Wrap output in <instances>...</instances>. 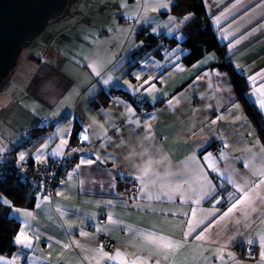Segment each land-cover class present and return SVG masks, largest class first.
<instances>
[{"label": "crops", "instance_id": "obj_1", "mask_svg": "<svg viewBox=\"0 0 264 264\" xmlns=\"http://www.w3.org/2000/svg\"><path fill=\"white\" fill-rule=\"evenodd\" d=\"M88 1L87 5L84 3V7L78 2L75 3L76 13L71 21L74 25L69 27L66 24L63 28V31L67 32L68 26L70 33L60 34L58 43L52 45L51 49L42 55L41 62L36 66L22 92L9 90L8 96L0 101V146L7 149L6 153L11 151L15 157L18 151L36 154L37 149L47 142L48 147L41 155V161H44L46 156L49 157L47 160L57 159L58 157L50 156L51 151L60 144L61 138L67 139V146L71 147L69 140L77 120L81 123L82 133L88 129L91 141L78 148H71L77 151H71L74 161L71 162L66 178L55 187L53 196L48 201H40L43 205L41 209H35L37 200H34L31 207H18L34 213L30 224L32 231L39 234V239L35 241V252L29 255H34L39 264H82L79 254H70V250L63 249L62 245L69 242V235L87 244H96L95 238L100 233H97L93 224L107 225L108 213H112L119 222V225H107V230L101 233L114 241L113 251L131 242L132 234L124 230V225H131L134 229L140 230L163 231L180 237L188 219L180 213L188 210L191 204H182L178 200L168 202L138 198L142 207L133 208L131 207L133 201L128 198L136 194L128 196L124 187L119 184V178L115 181L114 188L109 187V173L121 171L135 174L130 163L124 159L129 154V149L125 145H120V141L124 140L132 147H137L136 131L139 129L133 130L132 125L124 122L127 112L124 102L129 101L112 96L106 105L98 108H93L90 104L101 90L128 91L126 88L113 87L117 78L121 82L126 79L139 86V82L133 77L141 63L155 62L156 67L145 69L143 75L147 76L149 72L158 75L163 71L164 80L162 83L159 80L153 81L159 91L153 93L156 97L154 102H151L150 97L147 99L149 107L137 110L131 104L136 114L134 118H139L145 127L151 125L156 143L173 164H179L193 155L197 159H202L209 152L216 156L219 155V151L228 152L231 156L241 155L239 151L224 149V142L231 145L242 141L243 144L252 147L249 143L252 141L256 146L254 151L264 148L256 127L247 116L243 105L237 100L228 73L211 66L217 59L214 52H208L193 64L186 65L182 61L186 50L180 46L182 51L178 53L180 60L177 62L179 69L171 67L167 59H157L154 56H147L134 64L132 53L140 45L136 40L135 30L147 25L136 23L143 14L140 4L135 0ZM173 4L174 0H170V8L166 13L161 11L159 14L149 15L155 19L153 27L159 26L156 34L163 33L174 38L181 36L183 39L181 28L189 21H185L184 17L192 18V15L190 13L182 16L172 15L170 10ZM203 4L213 31L221 42H226L230 53L229 60L245 77L250 95L259 110L256 89L264 83V77L259 75L264 73V0H203ZM118 14L127 21H119ZM169 17L174 19L169 20ZM164 25L173 28L172 35L168 34ZM230 44L234 47L230 48ZM176 47L177 45L171 49ZM171 49L163 57L172 56ZM95 60L118 63V69L111 73L114 77L112 84L103 86L95 83L89 69L84 66L85 63ZM172 60H175L174 56ZM161 65L167 67L168 71H164ZM108 66L111 67L110 64ZM125 72L126 76L123 75ZM205 72L210 74L196 81V77H203ZM250 77H256L254 83ZM174 96L181 98L180 103L170 108L167 101ZM233 103L239 105V108L230 112L229 108ZM149 114L154 118L146 120L145 117ZM261 114L264 117V113ZM217 116H223L224 119L211 124L210 121ZM236 116L241 119L234 123ZM38 125L49 126V129L38 135L31 133V129ZM116 128L120 129L119 133L115 131ZM94 131L101 135L100 139L93 135ZM248 132H251L250 136L246 135ZM221 136L224 138L223 141ZM108 138H111V144L107 143ZM102 144L105 147L101 148ZM67 146L62 149L65 155L68 151ZM92 153L102 158L106 153H111L114 159L91 166L82 165L76 170L80 159H87ZM60 190L64 191V197L56 195ZM120 198L127 199L128 206H121ZM108 201L113 202L111 207L107 206ZM216 207L221 211L226 209L220 205ZM57 208L68 210L70 215L61 217L56 212ZM202 208L211 210L212 202L203 203ZM9 214L19 220L18 228L22 226L19 214L15 212ZM100 216L104 217L103 223L97 221ZM80 230L87 232L89 236L80 237L78 235ZM232 231L233 224L227 220L214 228V232L221 234V241ZM261 231H264V224L257 223L243 236L237 235L228 246V251L233 254L234 259H229L226 255V264H264L260 261L261 248L257 235ZM248 238L257 240L252 245L254 253L250 257L240 256L237 254L238 246L246 243ZM47 244H51V248L46 247ZM19 251V246L15 245L9 256H0L10 259ZM204 255L208 256L210 253L205 252ZM18 264H27V261L21 258ZM211 264H220V261L212 257Z\"/></svg>", "mask_w": 264, "mask_h": 264}, {"label": "snow or ice", "instance_id": "obj_2", "mask_svg": "<svg viewBox=\"0 0 264 264\" xmlns=\"http://www.w3.org/2000/svg\"><path fill=\"white\" fill-rule=\"evenodd\" d=\"M135 2L140 4L143 9V14L136 20V23L147 24L151 30L150 34H156L159 26L153 27L155 19L149 13L159 14L161 11L166 13L170 8V0H135ZM172 19L174 18L169 17V20ZM190 19L191 16L184 17L185 21ZM163 27L167 28L169 35L173 34L172 27L167 25ZM180 39H182L181 36L175 38L176 41ZM236 43H239V41H236ZM141 46L142 42L137 47ZM229 47H234V45L230 44ZM181 51L182 49L177 43V47L171 49L175 60H172V56L162 57V59H167L171 67L179 69L177 62L180 60L178 53ZM109 64L111 67L108 66ZM84 66L89 69L95 83L103 86L112 84L114 77L111 73L118 69V63L100 60L85 63ZM149 67L155 68V62L145 61L141 63L140 68L134 74L133 78L139 82V86L130 83L126 79L121 82L117 78L113 87L126 88L130 94L140 95L144 100L150 97L151 102H154L156 97L153 93L158 92L159 89L153 81L159 80L162 83L164 74L163 71L158 75L149 72L147 76H144V70ZM160 67L164 71H168L167 67L163 65ZM209 74L205 72L203 77H196V81L206 78ZM123 75L126 76L127 72ZM259 75L264 77V73ZM249 79L254 83L256 77H250ZM89 87L91 88L92 85L90 84ZM217 90H219V87ZM256 94V103L259 110L264 113V83H261L260 87L256 89ZM180 99L174 96L167 101V104L170 108H174L175 105L180 103ZM139 102H143V100ZM124 103L127 108L124 122L132 125L133 130L139 129V131H136L137 147H132L124 140L120 141V145H125L129 149V154L124 159L130 163L135 174L121 171L114 174L109 173V187H115L117 178L131 180L136 196L128 199L133 201L131 205L133 208L142 207L138 202V198L147 199L148 201L166 200L174 202L178 200L182 204L189 203L192 206L185 212L180 213L188 219L179 238L163 231L140 230L134 229L131 225H124V230L132 234L131 242L125 246L115 248L114 251H105L103 243L90 245L79 239H74L71 235H69V242L62 245V248L70 250V254H79L82 264H211L212 257L219 260L220 264H226V255L229 259H234L233 254L228 251V246L237 238V235L243 236L246 232L252 230L257 223L264 224V148H258L254 151L256 146L252 141H249L252 147L243 144L242 141H237L231 145L224 142V149L239 151L241 155L231 156L228 152L219 151V155L216 156L209 152L202 159H197L193 155L179 164H173L156 143V138L151 132V125L145 127L139 118H134L136 114L131 103ZM238 108L239 105L233 103L229 111L234 112ZM153 118L151 114L145 117L146 120ZM223 119V116H217L210 123L216 124ZM240 119L239 116H236L233 122L235 123ZM57 131L59 132V129ZM115 131L119 133L120 129L116 128ZM141 132H143V135H141ZM93 135H97V133L94 131ZM246 135L250 136L251 132L246 133ZM100 138L101 135H97V139ZM79 139L81 144L91 143L88 129L81 133ZM221 140H224L222 136ZM67 143V139L61 138L60 144L51 151L50 156L58 158L64 156L65 153L62 149L67 146ZM107 143H112L111 138H108ZM47 147L48 143L45 142L41 148L37 149L36 154L21 151L13 158L12 164L19 170H24V165L29 160L35 164L46 163L49 157L46 156L45 160L41 161V155ZM103 147L105 145L102 144L101 148ZM6 151L5 147L0 146V159L5 160V162H7ZM71 151L75 152L77 150L72 149ZM109 159H114L111 153H106L103 158L92 153L89 158L80 159V162L76 165V170H79L82 165L91 166L97 163H106ZM224 161L227 162L223 163ZM222 163L223 166H221ZM237 164H239V167H237ZM80 183L83 184V181ZM218 192L222 194L217 195ZM56 195L64 197L65 193L60 190ZM36 199L35 209H41L43 205L40 201H48L50 197L44 194ZM225 199H227L228 204L226 209L221 211L216 205H220ZM208 201L212 202L211 210L202 208V204ZM119 203L121 206H128L127 199L120 198ZM112 205V201L107 202V206L111 207ZM0 207L4 208L5 214L15 212L22 218V226L18 228L13 238V244L19 246L20 251L10 259L0 256V264H18L21 258H24L27 264H39L34 255H29V253L35 252V241L39 239V234L32 231L30 224L34 215L33 211L15 207L12 201L4 198L3 195H0ZM149 210L152 209L149 208ZM56 212L61 217L70 215L66 209L57 208ZM172 215H176V213H172ZM225 220L233 224V231L224 236L223 241H221V234L214 232V228ZM107 225H119L112 213L107 214ZM107 225L93 224L97 233L106 231ZM78 235L83 238L89 236L83 230H80ZM257 235L261 248L260 261L264 262V231L259 232ZM256 242V238L246 240L248 246ZM209 245H215L216 247L210 248ZM46 247L51 248V244H47ZM205 252H209L210 255L205 256Z\"/></svg>", "mask_w": 264, "mask_h": 264}, {"label": "trees", "instance_id": "obj_3", "mask_svg": "<svg viewBox=\"0 0 264 264\" xmlns=\"http://www.w3.org/2000/svg\"><path fill=\"white\" fill-rule=\"evenodd\" d=\"M84 1L85 0H72L73 3H71V5H75V3L78 2L84 7V3L85 5L89 3L88 0ZM65 12L66 11L64 10L63 14ZM170 13L174 16H182L187 13L192 15V18L181 28L183 39L178 42L174 37L167 36L163 33L150 34L151 30L148 25L138 27L135 30V37L136 40L140 42V45L142 42V46L138 47L132 53V60L134 64H137L142 58L147 56H154L157 59H161L164 54L177 45V43H179V45L186 50V53L182 57V61L186 65L193 64L208 52H214L217 59L211 64V66L224 70L228 73L230 82L236 93L237 100L243 105L247 116L256 127L258 136L264 145V117L256 107L254 100L250 95L249 86L246 83L245 77L233 67L231 61L229 60L230 53L226 42H221L213 31L210 25L209 16L203 4V0H174ZM67 14H70L69 7ZM65 16L66 14L59 16V18ZM117 17L121 22L127 21V19L122 15L118 14ZM54 19L53 21H55ZM72 19L73 17L70 18V23L68 24L69 27L74 25L71 24ZM65 26L66 25L64 24L61 27L65 28ZM66 29L67 32H59V35H56L53 39L46 38L44 42L47 44V41H50L49 43L51 44L55 42L52 44L55 45L58 43L57 39L60 38V34L70 33L71 30L68 26ZM38 45L39 43H34L33 40L24 43V57L21 52L16 65L9 70L6 77V81L8 82L7 86L9 85L10 87H14L15 84L17 88L15 90L22 92L23 87L28 83L32 73L36 69V66L41 62V57L36 54H44L41 53V51L46 52L51 49L48 47L46 50H43L42 45ZM158 47L159 50L157 51ZM31 53H33V56L34 54L36 55L34 61L28 60L25 57V55L31 57ZM112 96L122 97L123 99L129 101L137 110H140L142 107L147 108L150 106L148 101L144 100L142 96L132 95L123 89H111L108 92L101 90L97 96L91 100L90 104L93 108H98L106 105ZM141 100H143V102H139ZM47 129H49V126L38 125L31 129V133L38 135L40 132H44ZM81 133L82 126L77 120L75 121L69 140V145L72 148H78L81 145H84L81 144V140L79 139ZM5 156L7 162L0 159V194L6 199L12 201L14 206L31 207L34 200H37V196L34 195L33 186L30 184L27 177H21L19 169L12 164V160L15 155L9 151L5 153ZM69 159H71V162L74 161V157L72 155L69 156ZM51 160L53 159H49L45 163L49 170L52 168V165H49ZM71 162L66 163L65 166L62 167L63 170L66 169L64 173L65 178ZM31 163L33 162L29 161L26 165H30ZM126 183L128 182L119 179V184H121V186H125ZM56 186L57 184L55 187ZM220 194L222 193H217V195ZM206 204H211V202H206ZM227 204L228 201L225 199L220 204V207L225 208L227 207ZM18 226L19 220L10 214H5L4 208L0 207V255L9 256L14 251L15 245L13 244V238L18 230ZM239 247L240 246H238V248Z\"/></svg>", "mask_w": 264, "mask_h": 264}, {"label": "water", "instance_id": "obj_4", "mask_svg": "<svg viewBox=\"0 0 264 264\" xmlns=\"http://www.w3.org/2000/svg\"><path fill=\"white\" fill-rule=\"evenodd\" d=\"M69 0H0V85L16 65L24 43L39 36Z\"/></svg>", "mask_w": 264, "mask_h": 264}, {"label": "built area", "instance_id": "obj_5", "mask_svg": "<svg viewBox=\"0 0 264 264\" xmlns=\"http://www.w3.org/2000/svg\"><path fill=\"white\" fill-rule=\"evenodd\" d=\"M71 162L69 156H65L51 160L49 165H52L51 170L48 169L45 163H31L30 165H24V170H19L21 177H27L30 184L33 186L34 195L40 197L47 194L49 197L53 195L54 187L65 180V171L62 169L66 163ZM133 182L127 183L124 189L127 190L128 195H133L136 191L133 190ZM97 221L103 223L104 217H98ZM95 243H103L105 245L104 250L111 252L114 249V241L111 240L104 234H98L95 238ZM251 253V254H249ZM254 253V247L248 246L246 243L241 244L239 249H237V254L240 256L250 257Z\"/></svg>", "mask_w": 264, "mask_h": 264}, {"label": "rangeland", "instance_id": "obj_6", "mask_svg": "<svg viewBox=\"0 0 264 264\" xmlns=\"http://www.w3.org/2000/svg\"><path fill=\"white\" fill-rule=\"evenodd\" d=\"M85 1H87V0H85ZM84 1V2H85ZM121 1H126V0H121ZM68 7H69V12H70V14H66V16L65 17H61V18H59L58 20H55V21H53L52 19H50L49 20V22H48V24L46 25V27H45V29H44V31L39 35V36H37L36 38H34L33 39V42L34 43H39V45L38 46H40V44L42 45V48H43V50H46V48H48V47H52V44H54V43H49L50 41H47L48 42V44L47 43H45L44 42V40L46 39V38H49V39H53L56 35H59V32H62L63 31V27H61L62 25H66V24H69L70 23V18L71 17H75V13H76V9H74L75 8V5H70V6H67L66 8H65V11L66 12H68ZM127 6H125V8H126ZM37 46V47H38ZM41 48V47H40ZM24 52H25V47H23V49H22V56L24 57ZM41 53H45V52H42L41 51ZM40 54V53H39ZM36 54L37 56H40V57H42V55H44V54ZM28 55V54H27ZM36 55L34 54V56H33V53H31V57L30 56H26L25 55V57H26V59H28V60H33L34 61V59L36 58ZM39 64V63H38ZM7 81H6V78L4 79V81L2 82V84L0 85V101L5 97V96H8V93H9V90H15V88H16V85L14 84V87L13 86H11L10 88L7 86ZM7 91V92H6ZM67 148H68V146H67ZM71 148L72 147H70V148H68V151H67V153H66V155L65 156H70L71 155ZM19 152H21V151H18V153ZM65 156H63L64 158H65ZM15 158V157H14ZM61 158V157H60ZM58 159V158H57ZM63 182V181H62ZM1 195V194H0ZM4 197V196H3ZM5 198V197H4ZM24 208H28V207H24ZM19 219H20V221H21V217H19Z\"/></svg>", "mask_w": 264, "mask_h": 264}, {"label": "flooded vegetation", "instance_id": "obj_7", "mask_svg": "<svg viewBox=\"0 0 264 264\" xmlns=\"http://www.w3.org/2000/svg\"><path fill=\"white\" fill-rule=\"evenodd\" d=\"M71 3H73L72 0H69L68 6H70ZM65 14H67V12H65L63 15H65ZM56 19H59V17H57ZM56 19H54V20H56ZM52 20H53V19H52ZM125 185H127V183H126ZM123 187H124V186H123ZM125 191H126V193H127V195H128V192H127L126 189H125ZM128 196H131V195H128Z\"/></svg>", "mask_w": 264, "mask_h": 264}]
</instances>
